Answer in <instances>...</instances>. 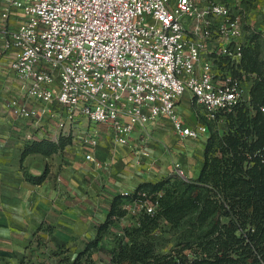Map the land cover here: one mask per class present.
<instances>
[{
  "label": "built area",
  "instance_id": "2783aa9c",
  "mask_svg": "<svg viewBox=\"0 0 264 264\" xmlns=\"http://www.w3.org/2000/svg\"><path fill=\"white\" fill-rule=\"evenodd\" d=\"M227 1L0 0L7 67L33 101L12 102L9 114L53 120L54 142L83 119L107 128L118 146L162 117L180 138L206 135L203 122L185 126L177 113L185 93L206 122L243 104L254 114L248 90L255 77L241 66L250 44L248 0ZM252 31L264 36V24ZM98 139L96 129L82 138L86 161L94 162ZM133 204L147 214L155 209Z\"/></svg>",
  "mask_w": 264,
  "mask_h": 264
},
{
  "label": "trees",
  "instance_id": "16d2710c",
  "mask_svg": "<svg viewBox=\"0 0 264 264\" xmlns=\"http://www.w3.org/2000/svg\"><path fill=\"white\" fill-rule=\"evenodd\" d=\"M258 48L246 47L241 64L244 71L260 76L250 92L256 112L251 114L243 104L212 122L203 120L208 137L198 177L184 181L170 175L158 182H142L131 194L114 196L105 220L95 226V238L73 260L63 258L59 264H99L92 260L95 252L106 257L100 264H264V62ZM70 143V137L34 141L25 146L21 159L30 154L49 157ZM25 177L40 185L47 169L39 177ZM144 201L155 205L154 212L141 209L134 227L125 228L107 250L102 240L125 216L121 205ZM162 228L174 237L165 253L159 244ZM40 229L52 232L43 224ZM52 241L56 248L65 246ZM19 264L43 263L22 256Z\"/></svg>",
  "mask_w": 264,
  "mask_h": 264
},
{
  "label": "crops",
  "instance_id": "0c3cea01",
  "mask_svg": "<svg viewBox=\"0 0 264 264\" xmlns=\"http://www.w3.org/2000/svg\"><path fill=\"white\" fill-rule=\"evenodd\" d=\"M10 24L15 21L11 20ZM2 43L0 32V264H19V258L36 241L53 248L54 239L67 243L88 236L105 220L114 196L131 193L142 182H156L153 178L156 166L144 159L138 163L141 156L138 157L137 149L148 142L151 130L155 134L167 118L132 132L126 146L113 145L107 128L91 126L80 119L75 129L67 130L65 138L70 135L73 138L61 152L49 157L30 154L22 160L26 145L51 141L58 137L59 131L53 120L44 118L41 124H36L32 118H14L9 114L8 106L12 102L32 105L33 101L26 99V85L9 71L10 57L3 52ZM190 101V94L185 93L177 103L176 111L181 119L180 111L189 109ZM183 123L191 128L195 126L194 120L192 124ZM92 129L99 132V141L92 150L94 162H89L84 159L82 138ZM204 137L194 140L202 142L198 157L196 149H183L182 142L192 139L178 135L167 138V145L175 148L174 153L169 151L168 156L164 155L168 164L161 169L163 175L170 173L175 163L186 179H196L202 166ZM45 169L47 177L42 184L26 181L25 174L39 177ZM42 224L50 226L52 232L40 229Z\"/></svg>",
  "mask_w": 264,
  "mask_h": 264
},
{
  "label": "rangeland",
  "instance_id": "374dc122",
  "mask_svg": "<svg viewBox=\"0 0 264 264\" xmlns=\"http://www.w3.org/2000/svg\"><path fill=\"white\" fill-rule=\"evenodd\" d=\"M259 1H264V0L246 1L244 5V11H245V17L248 18L250 23H252V25L246 28V33H247V36L250 42L249 46L252 47V45L253 46L257 45L259 47L258 48L259 59H261L264 62V36L260 34H255L252 31V30L256 31V28L259 25L264 24V15L261 13V3H259ZM252 36L257 37V38L253 39L252 41L251 39ZM250 74L254 75L255 79L251 81L252 84L248 90L249 94L251 92L254 82L257 81L258 78L260 77L259 75H257V73H254V72H250ZM261 74L264 75V70L261 72ZM180 113H181V117L184 122H188L192 124L194 120V123H195L194 127H196L201 122L204 123L202 119L201 110L197 108L192 103V101H190L189 109H185V110L182 109ZM192 114L194 116H192ZM79 121L80 119L77 121L76 124H78ZM160 125L161 126H159L156 129L157 131H155V134H153V131L151 130L150 136L147 137V141L149 143L145 142L141 146L139 145L137 149L139 153L137 155L138 157L140 156L141 157L140 159H138V163H141L142 160L144 159L145 160L144 162L147 161V162L153 163L156 166V169H155L156 175L153 177L156 180V182L162 179H165L170 175H175L183 179L184 181H188V179L184 177V174L180 175L176 172L177 169H180L178 164L174 163L171 165L170 173H165L163 175V173L161 172L162 167L168 164L165 160L166 157L164 158V155L168 156V153L170 154L169 151L172 152L175 148L174 145H169V144L167 145L166 139L169 137L175 138L177 137V134L173 130L172 124L168 119H165L164 123ZM73 129H75V127H73ZM71 133H73V131H71ZM70 136H71L70 138H73L72 135ZM207 137H208V131L204 137L205 141ZM182 145H183V149H186V148L189 149L190 147L196 149L197 157H198V151L200 150L202 146V142L194 141L192 139L191 141L188 140V142L186 143L182 142ZM163 151H165L164 154H163ZM144 152H146L147 156H143ZM131 193L129 192L126 194H131ZM126 194H123V195H126ZM121 209L126 212L125 216L116 220L114 225L110 228L108 235L105 236L104 239L102 240V244L107 250H110L111 248H113L114 242L117 241L118 238L123 236V230L125 228L134 227V223L136 221L135 219L137 215L140 213L142 208H140L136 204H133L132 202L130 204L121 205ZM94 238H95V231L89 234L88 236H83L81 239H78L77 241L75 240L72 242L71 241L67 242L65 243V246L57 247V248L56 247H53V248L46 247L45 243L40 241L38 245L37 243L34 244L33 248H28L27 254L24 256H26L27 260H31L34 262L41 261L43 264H59V262L63 258H68L70 260H73L76 257L77 253L83 250L85 243L87 241L93 240ZM161 238H162L161 242H159L160 248H162L161 249L162 253L163 252L165 253L169 250L170 246L173 244L174 237L172 236L170 230L162 228ZM104 256L105 255H102L101 257L98 253L95 252L92 254V260L100 264L101 261L106 260V257Z\"/></svg>",
  "mask_w": 264,
  "mask_h": 264
}]
</instances>
